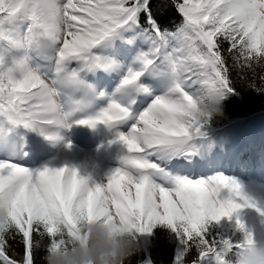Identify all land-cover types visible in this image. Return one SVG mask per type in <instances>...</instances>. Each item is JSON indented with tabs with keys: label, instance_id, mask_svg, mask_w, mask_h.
Returning <instances> with one entry per match:
<instances>
[{
	"label": "snow or ice",
	"instance_id": "obj_1",
	"mask_svg": "<svg viewBox=\"0 0 264 264\" xmlns=\"http://www.w3.org/2000/svg\"><path fill=\"white\" fill-rule=\"evenodd\" d=\"M165 2L50 0L45 14L0 0V264H45L93 219L134 232L128 264H154L138 257L157 227L179 241L172 264H230L254 243L264 183L219 170L223 138L199 102L240 95L228 56L264 94V0H167L174 25ZM81 128L111 134L97 152L118 145L116 166L78 162Z\"/></svg>",
	"mask_w": 264,
	"mask_h": 264
},
{
	"label": "clouds",
	"instance_id": "obj_2",
	"mask_svg": "<svg viewBox=\"0 0 264 264\" xmlns=\"http://www.w3.org/2000/svg\"><path fill=\"white\" fill-rule=\"evenodd\" d=\"M40 11L47 13L50 0H39ZM223 93L206 91L199 102L200 111L212 119L225 117ZM6 213L0 209V224L5 223ZM81 239L67 249H53L44 256L45 264H128L130 257L139 250L138 238L126 227L113 231L110 225L93 219L81 223ZM230 264H264V240L254 243L235 254Z\"/></svg>",
	"mask_w": 264,
	"mask_h": 264
},
{
	"label": "trees",
	"instance_id": "obj_3",
	"mask_svg": "<svg viewBox=\"0 0 264 264\" xmlns=\"http://www.w3.org/2000/svg\"><path fill=\"white\" fill-rule=\"evenodd\" d=\"M157 15L166 25H174L179 22L180 17L175 12L170 3L165 2V6L157 9ZM227 56V52H225ZM229 66L232 68V79L236 87L240 90L239 96H229L224 101L225 117L214 119L213 128L217 129L245 119H257L264 117V94L258 95L252 90H248L245 85L247 79H251L253 74L244 70L233 67L231 56H228ZM261 72L260 68L256 69V73ZM142 243L146 245V252H141L138 259H144L150 256L154 264H172V259L179 246L178 239L166 227H157L151 236L142 237ZM22 251L19 241L12 244L13 255H17ZM38 264H42L38 255Z\"/></svg>",
	"mask_w": 264,
	"mask_h": 264
},
{
	"label": "bare ground",
	"instance_id": "obj_4",
	"mask_svg": "<svg viewBox=\"0 0 264 264\" xmlns=\"http://www.w3.org/2000/svg\"><path fill=\"white\" fill-rule=\"evenodd\" d=\"M243 140L251 141L250 140V132L249 130H245L243 133ZM251 138L252 135H251ZM111 139V134L104 128H98L95 131L90 130L88 128H81L77 129L73 135L72 140L76 147V150L79 153V160L78 162H95L98 163L101 167V170H107L110 166H116V160L115 155L119 151V146H113L111 149L105 151L104 149H101L100 152H97V147L100 144H106L107 140ZM89 147V150H86L85 148ZM263 147H261V151L257 152V155H260V158H253L251 157L248 160H243L242 162H246L249 166V168H253L252 165L256 166V162H264V154H263ZM261 160V161H260ZM257 170V169H254ZM252 170L253 176H249L252 178H256L257 181L264 183V171L262 173H259L258 170L255 172ZM242 179L244 183L249 184L248 178ZM252 185L249 184V187ZM257 219V225L259 221L261 220L260 216L256 217ZM264 220V217H263ZM262 236L264 239V224H262Z\"/></svg>",
	"mask_w": 264,
	"mask_h": 264
},
{
	"label": "rangeland",
	"instance_id": "obj_5",
	"mask_svg": "<svg viewBox=\"0 0 264 264\" xmlns=\"http://www.w3.org/2000/svg\"><path fill=\"white\" fill-rule=\"evenodd\" d=\"M243 124H233L229 127L228 131L224 133H219L217 136L223 138V143H224V150L225 149H230V152H225V154L221 157V163L218 165V168L220 171L224 172L226 175L230 176H236L240 179H244L249 177L248 169L239 162L237 158L241 156V154L238 153H233V150L235 149L236 145L239 143L240 138L243 134L242 128ZM256 131V130H255ZM253 144L250 146H246L243 148L244 153H251L250 147H252ZM86 150H89V147L85 148ZM238 150V149H236ZM113 167V166H110ZM245 167V168H244ZM259 173H262L259 171ZM256 179V178H255ZM258 215L254 211H249L247 213V220L249 227L253 228L255 230V233H257L256 238L260 240H264L262 236V220L263 217H261V220L259 221L257 225V217Z\"/></svg>",
	"mask_w": 264,
	"mask_h": 264
}]
</instances>
